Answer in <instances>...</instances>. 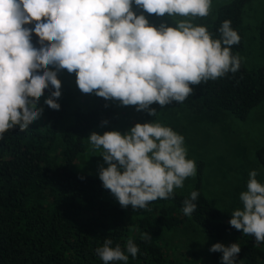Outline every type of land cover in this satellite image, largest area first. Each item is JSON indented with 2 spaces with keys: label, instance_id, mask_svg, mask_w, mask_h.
<instances>
[{
  "label": "clouds",
  "instance_id": "1",
  "mask_svg": "<svg viewBox=\"0 0 264 264\" xmlns=\"http://www.w3.org/2000/svg\"><path fill=\"white\" fill-rule=\"evenodd\" d=\"M134 3L149 14L172 17H205L211 8V0ZM132 5L133 0H0V139L9 129L19 126L24 131L40 118L43 108L37 104L49 85L55 91L44 103L60 109L61 69L75 73L82 93L94 92L155 116L156 110L149 108L154 102L183 103L193 92L190 85L240 68L241 58L233 56L230 47L240 37L230 21L222 23L221 39L214 40L205 26L189 20L157 28ZM33 22L34 28L25 27ZM33 32L40 48L31 42ZM88 140L93 150L103 149L100 156L108 166L100 167L99 178L122 207L146 209L158 198H170L174 188L196 175L195 161L186 159L184 137L158 122L136 123L123 135L93 132ZM257 175L255 170L249 173L247 190L239 197L243 207L232 212L229 223L259 244L264 242V184ZM198 195L194 190L183 201L184 215L195 211ZM111 245L112 240L105 239L95 250L104 264H127L129 256L121 246ZM138 251L129 239L126 252L135 258ZM209 251L221 252L222 264H235L241 248L239 243H215Z\"/></svg>",
  "mask_w": 264,
  "mask_h": 264
},
{
  "label": "trees",
  "instance_id": "2",
  "mask_svg": "<svg viewBox=\"0 0 264 264\" xmlns=\"http://www.w3.org/2000/svg\"><path fill=\"white\" fill-rule=\"evenodd\" d=\"M247 1L228 0L210 17H194L193 25L205 26L215 40L221 39L222 23L230 21L240 37L238 44L230 46L235 56L242 49L241 12ZM25 27L34 28V22ZM259 35L264 40V19ZM31 42L41 47L34 32ZM190 87L193 92L183 103L173 100L170 104L212 120L219 112L244 120L253 107L264 104V65L249 71L241 60L235 73ZM53 91L51 85L44 90L39 124L30 123L24 131L15 126L0 139V264H104L95 250L105 239L112 240V247L121 246L129 256L127 264H222L223 254L209 251L215 243H239L235 264H264V242L256 244L254 236L232 227L231 218H223L203 195L201 160H195L196 175L189 188L174 189L170 198H158L136 214L120 205L98 175L72 169L85 150L88 132L94 128L112 131L117 112L110 100L99 96L85 110L58 98L60 109L54 110L44 103ZM56 147L58 153L53 155ZM254 155L264 171V144ZM194 190L199 193L193 201L197 207L186 216L183 201ZM182 225L198 228L211 242L203 258L190 259L165 247V233ZM129 239L139 249L135 258L126 252Z\"/></svg>",
  "mask_w": 264,
  "mask_h": 264
},
{
  "label": "rangeland",
  "instance_id": "3",
  "mask_svg": "<svg viewBox=\"0 0 264 264\" xmlns=\"http://www.w3.org/2000/svg\"><path fill=\"white\" fill-rule=\"evenodd\" d=\"M228 0H211V8L207 17L213 10ZM132 10L143 14L149 24L159 27L161 24L176 27L177 21L189 20L193 23L194 17L158 16L149 14L141 7L135 5ZM264 19V0H248L241 12L242 49L237 52L247 70L253 71L264 65V40L260 39L259 28ZM53 71L56 69L50 66ZM61 81V100L76 105L83 110L93 105L97 95L82 93L76 83L75 73L66 69L57 72ZM43 96L37 107H41ZM117 112V122L112 131H119L122 135L127 133L136 123L158 122L162 126L170 127L184 137L186 159L201 160V189L210 205L216 208L223 218H231L232 212L242 208L240 193L247 190L249 173L257 171L256 179L264 184V171L255 160V150L264 144V104L253 107L244 120H239L227 112H219L215 119H209L200 112H188L180 104H166L161 106L154 102L149 106L156 110V115H149L147 110L137 111L136 106H124L118 100H110ZM80 108V109H81ZM41 118V116H40ZM32 123L39 124L41 119ZM95 132L103 135L106 130L94 128L85 136V150L72 164L76 171L89 172L99 176L100 167H107L103 157V149L93 150L88 138ZM58 153L54 148L53 155ZM193 177L186 178L182 188L190 187ZM129 214H136L141 208L127 206ZM166 248L171 253L182 254L190 259L203 258L211 242L201 234L196 227H178L167 233L164 237Z\"/></svg>",
  "mask_w": 264,
  "mask_h": 264
}]
</instances>
